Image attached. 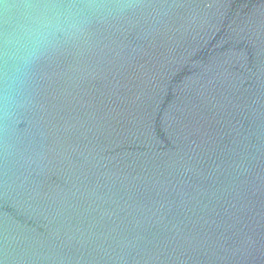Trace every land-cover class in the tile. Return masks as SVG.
<instances>
[{
    "label": "water",
    "instance_id": "water-1",
    "mask_svg": "<svg viewBox=\"0 0 264 264\" xmlns=\"http://www.w3.org/2000/svg\"><path fill=\"white\" fill-rule=\"evenodd\" d=\"M78 2L0 102V264H264V0Z\"/></svg>",
    "mask_w": 264,
    "mask_h": 264
},
{
    "label": "clouds",
    "instance_id": "clouds-1",
    "mask_svg": "<svg viewBox=\"0 0 264 264\" xmlns=\"http://www.w3.org/2000/svg\"><path fill=\"white\" fill-rule=\"evenodd\" d=\"M85 20L78 0H0V102L10 106L32 65L60 34L79 33Z\"/></svg>",
    "mask_w": 264,
    "mask_h": 264
}]
</instances>
